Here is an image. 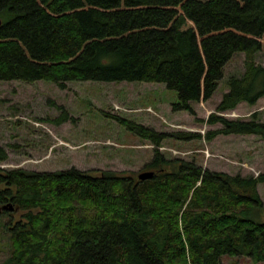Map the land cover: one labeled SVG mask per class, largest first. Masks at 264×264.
<instances>
[{
  "label": "trees",
  "instance_id": "trees-1",
  "mask_svg": "<svg viewBox=\"0 0 264 264\" xmlns=\"http://www.w3.org/2000/svg\"><path fill=\"white\" fill-rule=\"evenodd\" d=\"M0 81L165 84L174 111L196 114L239 52L245 70L227 81L205 135L158 131L115 116L155 145L135 172H54L0 168V213L11 253L3 264H222V257L264 262V203L258 176L230 175L195 161L168 159L167 139L257 135L264 121L222 115L264 97V0H0ZM70 119L67 112L59 123ZM0 160H7L0 145ZM12 206V208H10ZM23 219L13 222V213Z\"/></svg>",
  "mask_w": 264,
  "mask_h": 264
},
{
  "label": "rangeland",
  "instance_id": "rangeland-1",
  "mask_svg": "<svg viewBox=\"0 0 264 264\" xmlns=\"http://www.w3.org/2000/svg\"><path fill=\"white\" fill-rule=\"evenodd\" d=\"M245 59L241 52L233 56L213 97L193 103L195 115L174 111L172 105L178 94L160 83L72 81L61 88L44 80L0 81V145L7 153V160H0V168L54 172L75 167L82 171H124L138 175L148 171L146 165L154 156L155 145L131 133L115 116L165 132L194 131L205 135L209 130L222 128V124L209 125L205 120L228 90V79L243 74ZM255 60L264 66V52L257 53ZM63 112L70 119L59 123ZM254 112L264 121V97L254 106L243 102L222 115L231 120H245ZM210 141L167 139L159 148L168 159L195 161L216 172L264 174L261 137L221 134L218 142L214 140V146ZM260 190L264 203V182ZM22 214L14 212L13 222L23 219ZM8 218L0 213V264L11 253ZM261 218L264 221V210ZM222 264L264 262L225 255Z\"/></svg>",
  "mask_w": 264,
  "mask_h": 264
},
{
  "label": "water",
  "instance_id": "water-1",
  "mask_svg": "<svg viewBox=\"0 0 264 264\" xmlns=\"http://www.w3.org/2000/svg\"><path fill=\"white\" fill-rule=\"evenodd\" d=\"M1 24H2V20L0 18V26H1ZM153 175H154L153 171H144L138 175V178L140 180H147V179L151 178ZM10 208H12V206Z\"/></svg>",
  "mask_w": 264,
  "mask_h": 264
},
{
  "label": "crops",
  "instance_id": "crops-1",
  "mask_svg": "<svg viewBox=\"0 0 264 264\" xmlns=\"http://www.w3.org/2000/svg\"><path fill=\"white\" fill-rule=\"evenodd\" d=\"M230 135H232V134H230ZM220 136H221V135H218V136H217V137H215L213 140H211V141H210V144L214 146V143H215V141H214V140L216 139V140H217V142H218V141H219V137H220ZM261 184H262V183H260V184L258 185V191H259V193H261V190H260V186H261ZM260 195H261V194H260ZM262 200H263V199H262Z\"/></svg>",
  "mask_w": 264,
  "mask_h": 264
},
{
  "label": "built area",
  "instance_id": "built-area-1",
  "mask_svg": "<svg viewBox=\"0 0 264 264\" xmlns=\"http://www.w3.org/2000/svg\"><path fill=\"white\" fill-rule=\"evenodd\" d=\"M160 149V148H159ZM207 155L209 156L210 154H209V152H207Z\"/></svg>",
  "mask_w": 264,
  "mask_h": 264
}]
</instances>
